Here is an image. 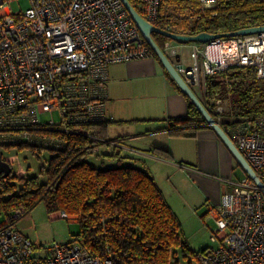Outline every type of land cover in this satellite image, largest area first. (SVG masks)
<instances>
[{
  "label": "built area",
  "instance_id": "2783aa9c",
  "mask_svg": "<svg viewBox=\"0 0 264 264\" xmlns=\"http://www.w3.org/2000/svg\"><path fill=\"white\" fill-rule=\"evenodd\" d=\"M128 1L147 22L174 33L170 13L162 9L165 2L179 0ZM197 1L204 10L217 4ZM16 2L0 0V147L60 150L66 146L65 137L74 135L99 142L84 147L87 155L99 154L102 145L126 149L119 140L97 138L82 129L108 120L109 66L153 57L121 0H28L25 10H13ZM167 40L163 51L201 99L206 97L207 79L232 68L253 70L256 79L264 81V32L189 43L188 64L174 41ZM207 104L221 123L222 101ZM227 124L225 132L264 187V116L231 117ZM226 182L231 189L208 209L215 229L198 264H264L262 190L245 174ZM49 214L78 222L64 211ZM22 216L23 211L16 210L0 223V264H118L112 256L91 255L77 241L57 245L52 256L34 261L33 244L14 223Z\"/></svg>",
  "mask_w": 264,
  "mask_h": 264
},
{
  "label": "trees",
  "instance_id": "16d2710c",
  "mask_svg": "<svg viewBox=\"0 0 264 264\" xmlns=\"http://www.w3.org/2000/svg\"><path fill=\"white\" fill-rule=\"evenodd\" d=\"M168 7L175 8L176 12L169 14V21L174 25L173 32L179 35L227 34L264 26L261 0H217L210 10L202 9L197 0L167 1L162 12ZM152 38L163 50L168 40L156 33H152ZM153 57L157 59L154 53ZM199 99L213 118L207 104L211 100H229L231 115L237 119L264 116V81L257 80L253 70L232 68L208 78L206 97ZM188 104L186 117L167 121L163 131L169 137L195 138L200 130L211 129L189 100ZM219 124L225 131L227 122ZM107 126L106 122L90 123L82 129L107 140ZM96 142L99 143L88 137H65V148L48 150L52 155L39 170L44 181L38 176L17 178L11 173L3 178L0 175V215L8 220L16 210H22L24 217L44 203L48 214L64 211L78 217L79 232L74 241L91 255L112 256L118 264L151 261L171 264L175 249L188 251L180 221L152 176L133 166L119 148L113 147L106 154H93L106 159L88 157L92 155H87L84 147ZM23 147L34 155L45 150L18 145V149ZM151 152L171 159L163 149L154 148ZM113 159L116 163L109 164L108 160ZM127 159L130 164H124Z\"/></svg>",
  "mask_w": 264,
  "mask_h": 264
},
{
  "label": "crops",
  "instance_id": "0c3cea01",
  "mask_svg": "<svg viewBox=\"0 0 264 264\" xmlns=\"http://www.w3.org/2000/svg\"><path fill=\"white\" fill-rule=\"evenodd\" d=\"M106 90L108 138L123 143L121 155L152 176L179 221L186 212L197 216L217 206L239 167L211 129L200 130L195 138H172L163 131L169 119L186 117L189 104L159 61L150 57L110 65ZM154 148L171 159L153 154ZM127 160L124 164H130Z\"/></svg>",
  "mask_w": 264,
  "mask_h": 264
},
{
  "label": "rangeland",
  "instance_id": "374dc122",
  "mask_svg": "<svg viewBox=\"0 0 264 264\" xmlns=\"http://www.w3.org/2000/svg\"><path fill=\"white\" fill-rule=\"evenodd\" d=\"M16 1L17 2L12 6L13 10H18L19 8L25 10L29 6L28 0ZM168 8L167 11L169 13L176 12L175 8ZM173 45L177 46L184 63L188 64L191 51L188 47L190 45H183L177 42H174ZM258 100L259 99L256 98V101ZM223 109H225L222 115L223 121L227 122L231 117H234L230 112L229 100L222 101V110ZM106 139L108 141L111 140L108 136ZM110 150V146L102 145L100 146L99 153L106 154L110 152ZM0 152L2 159L10 165L12 175L17 178L38 176L41 181H44L45 178L40 176L39 170L42 165H46L47 160L52 155L49 151L44 150L39 155H34L30 149L24 147L22 149H18V147H11L9 149L0 147ZM88 157H93V155ZM93 158L106 159V156L102 157V155H100L99 157ZM93 158L90 160L92 161ZM115 163L116 161L109 164L114 165ZM243 176V171L237 168L232 178L237 181ZM203 213L204 212H200L199 215L194 216L191 212H186L183 222L180 221L188 251L185 253L181 252L179 249H175V255L171 259V264H198L199 255L204 249L211 246V230L215 229V224L213 220L209 219L207 214ZM3 220L4 217L0 215V223H2ZM16 229L19 233L26 236L33 244L32 259L34 261H44L46 258L52 256L55 253V247L57 245L71 243L79 232L77 223H70L65 219L50 218V214L47 213L44 203L38 204L33 210L22 217L16 223Z\"/></svg>",
  "mask_w": 264,
  "mask_h": 264
},
{
  "label": "water",
  "instance_id": "95a60500",
  "mask_svg": "<svg viewBox=\"0 0 264 264\" xmlns=\"http://www.w3.org/2000/svg\"><path fill=\"white\" fill-rule=\"evenodd\" d=\"M123 6L125 7L127 13L129 14V17L134 24V26L138 29L140 34L142 35L143 39L146 41L149 48L152 50V52L156 55L159 63L162 65V67L165 69L169 77L174 81L176 86L180 89L182 94L187 97V99L194 105V107L198 110V112L201 114L203 119L205 120L206 124L215 132L217 137L220 139V141L224 144V146L227 148L231 156L235 159L236 163L239 165L241 170L245 175H247L250 179L254 181V183L259 187V189L262 190V193L264 195V187L261 181L256 176L254 170L251 168V166L248 164V162L245 160L243 155L240 153L238 148L234 145L230 137L227 135V133L224 131V129L221 127V125L214 120V118L211 116V114L208 112V110L205 108V106L202 104L200 99L197 97L195 92L192 88H190L187 83L184 81V79L181 77V75L177 72L176 67L173 65L169 57L165 54V52L155 43V41L152 38V33L159 34L166 39H170L174 42L187 45L189 43H198V44H205L211 40L222 38V37H234V36H241V35H250V34H256V33H263L264 32V26H257L252 28H246L242 29L236 32L227 33V34H207V33H201L195 36L191 35H179L174 33H167L162 30H159L149 22H147L137 11L136 9L131 5V3L128 0H121ZM11 167L10 165L2 159L0 156V175L3 178H7L11 175Z\"/></svg>",
  "mask_w": 264,
  "mask_h": 264
}]
</instances>
